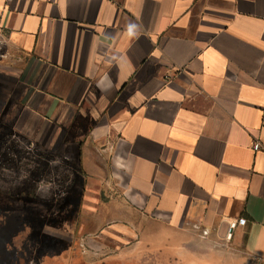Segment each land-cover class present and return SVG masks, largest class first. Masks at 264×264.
<instances>
[{
    "label": "crops",
    "instance_id": "1",
    "mask_svg": "<svg viewBox=\"0 0 264 264\" xmlns=\"http://www.w3.org/2000/svg\"><path fill=\"white\" fill-rule=\"evenodd\" d=\"M4 118L121 257L264 264V0H0Z\"/></svg>",
    "mask_w": 264,
    "mask_h": 264
},
{
    "label": "rangeland",
    "instance_id": "2",
    "mask_svg": "<svg viewBox=\"0 0 264 264\" xmlns=\"http://www.w3.org/2000/svg\"><path fill=\"white\" fill-rule=\"evenodd\" d=\"M57 160V153L15 137L10 121L0 119V264H95L106 257L103 264H120L122 233L91 231V217L83 213L88 201L81 199L85 184ZM151 258L146 264L163 259Z\"/></svg>",
    "mask_w": 264,
    "mask_h": 264
},
{
    "label": "flooded vegetation",
    "instance_id": "3",
    "mask_svg": "<svg viewBox=\"0 0 264 264\" xmlns=\"http://www.w3.org/2000/svg\"><path fill=\"white\" fill-rule=\"evenodd\" d=\"M74 226H75V224H74ZM79 229H82V227L81 228H79ZM75 231V230H74ZM69 244H71L72 242L69 240V242H68ZM117 255V254H116ZM139 258L138 259V261H139V263L140 264H146V263H149L150 261H151V257H153V256H147V255H145L144 256V258H140L138 255H131V256H127V257H121L120 255L119 256H116V259L118 260V262L120 263V264H124V262H131V263H135V261H134V259L135 258ZM109 258L108 257H106V258H104V259H100L99 261H95L94 263L95 264H103L104 262H107V260H108ZM14 264H18V260H15V263ZM37 264H42L41 262H39V261H37Z\"/></svg>",
    "mask_w": 264,
    "mask_h": 264
},
{
    "label": "built area",
    "instance_id": "4",
    "mask_svg": "<svg viewBox=\"0 0 264 264\" xmlns=\"http://www.w3.org/2000/svg\"><path fill=\"white\" fill-rule=\"evenodd\" d=\"M258 148H259V144L258 143L253 144V149L254 150H257ZM244 222H245V220L243 218H240L238 220L229 222L228 225H227V228H226L225 239L229 240L231 238L232 233H233L234 229L236 228V226L243 225ZM206 234H207V232L204 231L203 235H206Z\"/></svg>",
    "mask_w": 264,
    "mask_h": 264
}]
</instances>
